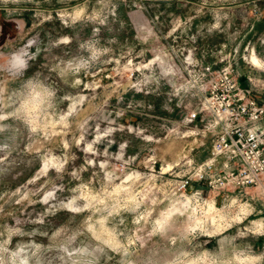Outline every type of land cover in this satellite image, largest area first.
<instances>
[{"label":"rangeland","instance_id":"374dc122","mask_svg":"<svg viewBox=\"0 0 264 264\" xmlns=\"http://www.w3.org/2000/svg\"><path fill=\"white\" fill-rule=\"evenodd\" d=\"M206 65L264 101V0H0V264H264L256 188L179 189Z\"/></svg>","mask_w":264,"mask_h":264},{"label":"built area","instance_id":"2783aa9c","mask_svg":"<svg viewBox=\"0 0 264 264\" xmlns=\"http://www.w3.org/2000/svg\"><path fill=\"white\" fill-rule=\"evenodd\" d=\"M200 74L204 87L198 110L189 120L208 118L213 137L208 157L192 166L179 181V189L183 191L194 178L210 191H236V199L245 197L249 187L264 197V101L253 98L227 67L214 70L206 65Z\"/></svg>","mask_w":264,"mask_h":264},{"label":"clouds","instance_id":"9594fccd","mask_svg":"<svg viewBox=\"0 0 264 264\" xmlns=\"http://www.w3.org/2000/svg\"><path fill=\"white\" fill-rule=\"evenodd\" d=\"M16 55L17 54H12V58L9 61V67H10V71L15 72L17 74H19L20 72L23 71L24 68H26V62L24 63V66L21 67L18 63H17V59H16Z\"/></svg>","mask_w":264,"mask_h":264},{"label":"crops","instance_id":"0c3cea01","mask_svg":"<svg viewBox=\"0 0 264 264\" xmlns=\"http://www.w3.org/2000/svg\"><path fill=\"white\" fill-rule=\"evenodd\" d=\"M209 149H210V146H209V148H208V150H207V154H206L205 157H207V156L209 155ZM205 157H204V158H205ZM204 158H203V159H204Z\"/></svg>","mask_w":264,"mask_h":264},{"label":"bare ground","instance_id":"6f19581e","mask_svg":"<svg viewBox=\"0 0 264 264\" xmlns=\"http://www.w3.org/2000/svg\"><path fill=\"white\" fill-rule=\"evenodd\" d=\"M253 58H254V57H253ZM253 58H252V59H253ZM256 62H257V61H256ZM257 64H258V63H257Z\"/></svg>","mask_w":264,"mask_h":264}]
</instances>
